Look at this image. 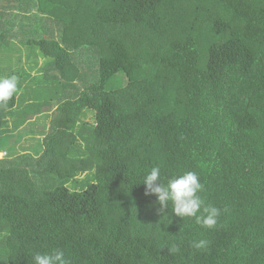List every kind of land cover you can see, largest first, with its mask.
<instances>
[{"label": "trees", "instance_id": "1", "mask_svg": "<svg viewBox=\"0 0 264 264\" xmlns=\"http://www.w3.org/2000/svg\"><path fill=\"white\" fill-rule=\"evenodd\" d=\"M1 1L0 42L26 19L58 25L24 41L54 83L24 92L46 134L0 158V264L54 248L72 264H264V0ZM18 90L0 136L38 120ZM156 165L198 174L215 228L159 211L142 181Z\"/></svg>", "mask_w": 264, "mask_h": 264}, {"label": "rangeland", "instance_id": "2", "mask_svg": "<svg viewBox=\"0 0 264 264\" xmlns=\"http://www.w3.org/2000/svg\"><path fill=\"white\" fill-rule=\"evenodd\" d=\"M0 2H2V1L0 0ZM4 5L7 6L6 3H4ZM9 5H10V3H9ZM6 10H8V9H6ZM0 15H2L1 11H0ZM12 16L13 15L10 12V15L8 16L10 18V20H11ZM32 17L36 18L35 16H32ZM27 20L29 21V23L25 22V25H22L23 31H24L23 35H16L14 33L15 35L13 37L8 36V38L6 40L2 41L4 44H2V42H0V76L10 75L11 72L13 74H15L19 78L18 85L20 84V86H19L20 91L18 90V92H20L19 94H22L21 98H23V97L26 98L25 104L20 103L21 100H19V99L17 100L18 109H22V108L24 109L25 107L28 108L31 105H33L34 107L40 106L39 108H37L38 109L37 112L40 114H39L37 122H32L31 119H28L29 115H27L26 117L18 115L15 117V120H11L13 122H11L9 124L10 126H9V129H7L8 131L3 133L0 136V146H1L0 158L9 157L10 154L20 155V154L29 152L30 150H28L29 149L28 144H30V138L32 140H34V137L42 138L47 132V130H44L43 131L44 134L43 133L41 134L38 132H36L34 134L31 133L32 130H34V129L38 130L37 128L43 122H44L43 126L45 125V119H46L45 117H47L46 113H47L48 109L45 108L46 105L43 106L44 102L39 101V100H41L40 97H39V100L36 99L35 101H33V100L31 101V100H29L30 95L24 94V92L26 93V91L28 90L30 85L35 86L34 83L37 82L38 87L36 88V91H37V89H39V94H40L41 88H39V85L42 81L43 82L45 81L44 82L45 84H47V82H48V84H50V85H52L54 83L53 78H52V70H48L45 67V65L48 62H50V59L48 57H42L40 55H37L35 53V51H37L38 53H39V51L36 49V47H33L32 45H29V44L26 45V43L24 41H26V39H28L30 36L31 37L41 36L42 30H45L46 33L49 30L50 34L54 31H55V33H57L56 25H58V24L54 19H52V21H50L51 18L47 19L46 23H43V21H42V23H41L42 25L41 24H38V25L35 24L36 23L34 21L35 19L34 20L26 19L24 21H27ZM19 21H20V19H19ZM19 25H20L19 22L17 23V21H16V27L14 26L13 30H15V31L20 30L21 27H19ZM9 26H13L12 21H10ZM37 33H39V35ZM11 35H13V34H11ZM34 66H35V68H34ZM87 68H89L88 65H87ZM91 68H92V66H91ZM85 69H86V65H85ZM30 71L32 72V75L24 77L26 75V73L30 72ZM19 74L21 76H19ZM46 80H49V81H46ZM19 94L17 95V98H19ZM42 99L47 100L46 98H42ZM20 120H22V121H20ZM48 123H49V120H48ZM15 124H22V125L21 126L19 125L20 127L15 130V126H14ZM43 126H41V127H43ZM23 132H26V134H25L24 139H22L23 140L22 143L21 144H18V142L16 143L17 139L22 136Z\"/></svg>", "mask_w": 264, "mask_h": 264}, {"label": "clouds", "instance_id": "3", "mask_svg": "<svg viewBox=\"0 0 264 264\" xmlns=\"http://www.w3.org/2000/svg\"><path fill=\"white\" fill-rule=\"evenodd\" d=\"M18 90V77L15 74L0 76V105L7 102ZM145 195H155L160 204L159 211L164 212L169 203L172 211L179 217L194 218L195 222L204 228L212 229L217 225L221 209L213 204L205 202L200 193L204 190L200 177L194 171H181L167 177L166 181L161 179V167L156 165L146 172L143 179ZM208 241L201 239L193 242V247L200 250L205 249ZM176 245H172L170 252L177 251ZM33 264H72L62 248H54L46 252H36Z\"/></svg>", "mask_w": 264, "mask_h": 264}, {"label": "crops", "instance_id": "4", "mask_svg": "<svg viewBox=\"0 0 264 264\" xmlns=\"http://www.w3.org/2000/svg\"><path fill=\"white\" fill-rule=\"evenodd\" d=\"M0 5H1V6H0V10L3 9V8L6 10V9L8 8L7 6H5V5H4L3 3H1V2H0ZM8 9H9V8H8ZM17 23H18V21H17ZM0 24H3V22L0 23Z\"/></svg>", "mask_w": 264, "mask_h": 264}]
</instances>
